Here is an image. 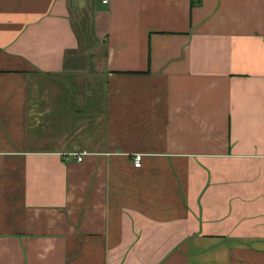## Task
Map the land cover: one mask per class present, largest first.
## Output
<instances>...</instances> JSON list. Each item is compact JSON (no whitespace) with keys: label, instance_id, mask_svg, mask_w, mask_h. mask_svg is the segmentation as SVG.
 I'll return each mask as SVG.
<instances>
[{"label":"crops","instance_id":"0c3cea01","mask_svg":"<svg viewBox=\"0 0 264 264\" xmlns=\"http://www.w3.org/2000/svg\"><path fill=\"white\" fill-rule=\"evenodd\" d=\"M107 1L0 0V264H264V0Z\"/></svg>","mask_w":264,"mask_h":264},{"label":"built area","instance_id":"2783aa9c","mask_svg":"<svg viewBox=\"0 0 264 264\" xmlns=\"http://www.w3.org/2000/svg\"><path fill=\"white\" fill-rule=\"evenodd\" d=\"M107 0H104V3H107ZM78 160L82 161L83 160V154H81L80 156H78ZM143 165V155L141 154H135L134 155V167L135 168H142Z\"/></svg>","mask_w":264,"mask_h":264},{"label":"rangeland","instance_id":"374dc122","mask_svg":"<svg viewBox=\"0 0 264 264\" xmlns=\"http://www.w3.org/2000/svg\"><path fill=\"white\" fill-rule=\"evenodd\" d=\"M59 123H62V126L60 127V130L61 131H64V130H68L69 129V126L67 125L66 122L60 121Z\"/></svg>","mask_w":264,"mask_h":264}]
</instances>
